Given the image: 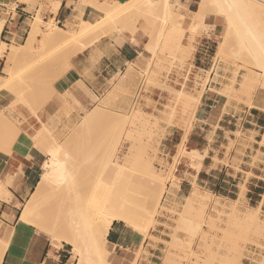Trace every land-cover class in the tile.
Returning a JSON list of instances; mask_svg holds the SVG:
<instances>
[{"label":"rangeland","instance_id":"obj_1","mask_svg":"<svg viewBox=\"0 0 264 264\" xmlns=\"http://www.w3.org/2000/svg\"><path fill=\"white\" fill-rule=\"evenodd\" d=\"M90 1L97 5L99 0H88L81 4H91ZM247 1L250 7L246 9L244 16L248 24L264 31V5L255 0ZM8 2H11L12 7L16 6L14 0L0 3L9 4ZM107 2L111 0H102V5H97V8L103 10L108 6ZM219 2L215 0L196 2L200 12L213 14L215 23L221 24L215 37L216 41L209 49L212 64L208 70L195 68L192 63L194 48L191 44L183 42L186 32L192 36L201 35L194 27L186 26L185 19L191 16L189 11L187 14L183 13V8L186 9L184 5L187 3L175 1L174 7L172 6L174 10L171 9L173 12L170 11L167 15L171 12L173 14L167 16L166 11L164 13L165 2L162 0L156 6L132 10L129 19L130 23H136V26L133 25L135 28L132 25L128 26L129 21L125 23L122 21L84 36L80 43L64 44L60 41H50L45 42L43 49L33 52L27 48L23 50L20 48L22 50V56L18 57L20 60L16 59L18 61L12 63L15 64L13 65L15 69L12 66V70L16 72L12 85L0 86V143L9 141L13 143L15 135L25 126L19 124L22 117L15 116V106L23 103L30 108L32 102L39 96L49 97L55 92L56 79L62 73H68L70 57L81 52L84 44L95 42L102 35L116 37L123 36L125 31L135 33L142 23L149 27L151 42L146 48L151 56L141 57L144 63L136 62L138 65L134 63L128 66L125 73L111 80V85L103 96L92 98L93 106L85 109L95 107L99 109L96 118L85 123L84 116L88 110L82 109V113L79 110L75 119L70 120L59 132L48 130L43 125L42 130L34 138L40 139L42 136L44 141L49 142L50 149L54 147L58 149V156L69 171V184L66 182L67 185L62 186L66 185L65 189L74 186L83 193L86 191L85 195L79 196L81 202L78 199L77 201L80 203L78 204L80 209L87 213L88 220L93 219L96 210L102 204L125 197L134 213L130 226L140 237L141 243L150 238L151 245L152 242H157V239L152 237L149 231L155 230L160 224V218L166 213L169 214L171 223L166 226L172 233L171 241L165 242L167 248L163 264H264V218L260 217L259 208L255 212L249 210L241 212L235 206L227 207L220 200H214L213 196L203 194L194 196L193 192L189 194L190 196H182L183 202L172 204L170 202L173 191L169 186H175L173 179L176 178L178 162H181L182 156L188 152L183 145L178 146L175 154L163 151L161 140L171 132H168L169 128L175 127L181 128L183 133L187 130L185 138L188 137L199 106L194 96L198 95L200 98L203 95L212 80L211 75H214L213 82L224 85L225 90L222 93L228 100L235 99L246 106H251V103L264 104V81L259 80L260 74L256 72L257 67L252 55L241 50L239 36L229 27L227 6ZM42 3H47L46 8L40 5L33 18L29 20V36L36 17L40 15L45 19L51 12L49 0H42ZM3 20L5 24V19ZM69 21L79 22L75 16ZM181 22L182 24H179ZM65 24L57 25L66 29ZM237 26L239 28L241 25ZM42 27L45 28L44 25ZM76 28L79 29L80 26ZM181 28L184 31H181ZM27 39L19 44L25 45ZM220 41L224 42V46L222 54L218 55ZM19 44L7 47L10 49L13 45ZM20 50L18 52L21 53ZM4 55L6 52L0 55V75H4L3 68L7 60ZM158 86L167 90V98L159 108L154 107L155 116L149 120L144 103L154 102L144 94L152 87ZM69 91H66V97H71ZM75 106L80 107L81 104L75 102L72 108ZM128 155L131 157L126 170L122 174H115L114 167L122 163ZM152 168L160 177L152 178ZM176 181L178 183L180 179L177 177ZM30 195L18 204L19 213ZM75 202L76 200L72 203ZM51 203L54 204V209H57L56 212L54 209L51 210V213L56 214H53L54 219L50 218V223L45 224L47 228L49 225L53 227L52 222L58 218L70 217L72 207L70 203L59 200H53ZM65 206L70 209L65 211ZM152 215L156 217L155 221H151ZM30 226L52 242L48 235L39 232L35 226ZM88 243V238H85L80 241V246L86 257L88 255L86 252H89L90 256L87 258L91 262L84 256L78 264L81 262L103 264L100 262V255L88 248L90 247ZM106 249L110 255L109 264H112V249L107 243ZM142 252L143 243L135 258H139ZM133 264H137V261Z\"/></svg>","mask_w":264,"mask_h":264},{"label":"crops","instance_id":"obj_2","mask_svg":"<svg viewBox=\"0 0 264 264\" xmlns=\"http://www.w3.org/2000/svg\"><path fill=\"white\" fill-rule=\"evenodd\" d=\"M41 1L14 0L15 7L11 2L0 3V19H5L0 40L12 45L27 39L29 20L39 9ZM101 1L97 5H102ZM179 1L188 5H184L187 7L183 8V13H191L185 19L186 26L201 32L200 36L186 32L183 42L194 48L192 63L195 68L208 70L212 64L209 49L216 41L221 24L215 23L213 14L200 12L196 7L197 0ZM97 5L61 0L58 14L54 17L61 26L80 13L88 19H99L102 11ZM48 16L51 13L45 19ZM148 30L149 27L142 23L135 33L125 31L123 36L116 37L102 35L97 41L87 43L83 51L70 57V70L56 79L55 92L49 97L39 96L30 108L23 103L15 106V116L26 118L28 123L24 124L13 143H0V181L6 184V188L0 191V244L8 243L1 264H78L79 258H73L71 245L65 242L60 246L53 245L30 224L19 220L18 204L34 190L43 172V163L49 157V142L41 136L36 143L34 137L43 125L55 133L62 130L75 119L79 110L82 113V109L93 106L91 93L98 98L103 96L111 80L125 73L129 63H144L141 55L151 56L146 48L151 42ZM213 77L211 75L212 80L197 103V118L188 137L185 138L187 130L183 133L181 128L175 127L169 128L168 132H171L161 140L163 151L175 154L178 146L183 145L185 149L203 155L202 161L193 160L189 153L182 156L175 174L180 181L177 183L175 178V186H169L173 191L170 202H183L182 196L191 195L196 190L198 194L213 196L214 200H220L227 207L235 206L241 212L259 208L260 217L264 218V104L259 109L242 105L235 99L228 100L222 93L224 85L213 82ZM78 79L85 86L78 85ZM67 90L71 91V97L65 96ZM167 94V90L159 86L144 94L154 102L144 103L148 113L155 114L154 107L163 105ZM74 100L81 106L72 108ZM169 223L170 215L166 213L160 218L159 226L149 231L157 242L149 245L150 238L142 241L143 252L136 259L135 254L142 244L140 237L130 225L115 221L107 236V245L112 249V264H133L135 261L137 264H163L167 248L165 242L171 241L172 232L166 226ZM108 259L110 261V255Z\"/></svg>","mask_w":264,"mask_h":264},{"label":"bare ground","instance_id":"obj_3","mask_svg":"<svg viewBox=\"0 0 264 264\" xmlns=\"http://www.w3.org/2000/svg\"><path fill=\"white\" fill-rule=\"evenodd\" d=\"M2 1H8V0H0V2ZM20 1L26 2L28 0H20ZM79 1L83 3V2H87L88 0H79ZM161 1L160 0H124V1L111 0V2H107L108 6L104 8L103 10H101L102 15L100 16L99 19L98 18L88 19L82 16L83 13H80L79 15L75 16V18L79 20V22L72 23L70 21H67L65 24L66 29H63L57 25L58 22L56 21L54 17L58 14L61 0H49L51 16L48 19H44L40 17V15L36 17L35 22L33 24L32 32L30 33V36L28 37L25 45L23 44L13 45L12 48L9 49L7 47L8 44L0 40V55H3L6 52V55H4V57L7 58L5 62L6 63L5 67L3 68L4 75H0V86L7 87L8 85H12L13 80L15 79V74H16L15 70L14 71L12 70V66L13 65L15 66V64L12 65V63H15L14 61L16 59L20 60V58L18 57L22 56L23 48H27L28 51L30 50L33 52L39 49H43L46 44L45 42H50V41L51 42L60 41L61 43H64V44L80 43L81 39L84 36H87L97 30L107 28L113 23H119L122 21L124 23L129 21L128 26L130 25L136 26V23L135 24L130 23L131 20L129 19V16L132 10L134 8L141 9V8H145L148 6H156ZM163 1L165 2L164 13L166 11L165 14L167 15L170 11L174 10L172 6L174 7L173 4L177 0H163ZM215 1L216 2L220 1L219 3L221 4L223 2V4L227 6L226 10L228 13H226V11L224 13L227 14V19L229 21V27L233 28L235 31V34L239 36V39H240L239 41L241 43V50H243L245 53L247 52V54L249 53L250 55H252L255 61V67H257L256 72L258 73V75L260 74L259 80L264 81V31L259 29L255 25L251 26L248 24V21L246 20V17L244 15H245L246 9H249L250 7L249 1L247 0H215ZM255 1L261 5H264V0H255ZM41 5L42 7L46 8L47 3H42ZM171 13L170 15H167V16H171L173 14ZM179 24H182V22ZM179 24H178V28H179ZM239 24L241 26H239L238 28L237 25ZM42 25H44L45 28H43ZM77 26H80V28L77 29L76 28ZM3 27H4V20L0 19V36H1ZM241 27L243 28L242 30L240 29ZM181 31H184V30L182 29ZM160 37H162V34L160 35ZM87 46L88 45L84 44L82 46L81 51H83ZM223 46H224V42L220 41L218 55L222 54ZM20 48H22V50H20ZM18 50H20L21 53L18 52ZM141 56L143 57V55ZM129 64L131 65L132 63H129ZM135 65H138V64L135 63ZM14 66H13V69H15ZM78 83L80 86H85L81 80H79ZM69 92L71 93V91ZM91 94L94 99L98 98L95 94L93 93ZM194 99L197 100L196 103H198L200 100L199 97H195V96H194ZM74 101L76 103L78 102L79 104V101L77 100H74ZM251 106H255L259 109L262 108V105L258 103H251ZM99 108L101 109V107ZM97 111H99V109L97 110L96 107L94 109H89L84 116L85 118L84 122L85 123L90 122L94 118H96L99 113ZM154 116H155L154 113H149L148 119L151 120L154 118ZM195 117L197 118L196 113H195ZM19 121H20L19 124L21 125H24L27 123L26 118H22ZM19 133L20 132L18 131V133L15 135L16 138L19 135ZM36 139H37L36 140V143H37L39 138H36ZM187 152L190 154L193 160L202 161L203 155L196 153V152H191L189 150H187ZM48 154H49L48 160L47 161L45 160V162L43 163V172L41 173L40 178L34 190L32 191L30 195V198L27 200L26 203H24L23 207L21 208V214H20L19 220L26 224L35 226L39 232L45 233L46 235H48V237L52 240L53 244L55 245L60 246L63 244V242L71 245L73 248V258H79V263L80 261H82L83 257L85 256V254L83 253V249L80 246V241L85 238L86 239L88 238V241H89L88 245H90L91 247V248L90 247L88 248L92 249L91 251L94 250L95 253H98L100 255L101 263L109 264V259H108L109 252L106 249V243L108 241L107 236H108L109 230L115 221H123V222L128 223L129 225L132 224L131 218H132V214L134 213L132 211L130 203L127 201V198L125 197L120 198V199H114L110 203L102 204L96 210V213L93 219L91 221L88 220L87 213L80 209V205L78 206V204H80L79 203L80 198L82 197V195L86 194V191H84L85 193H83V191L75 189L74 186L72 187L70 186V188L65 189L66 187L64 186L67 185L66 182L69 184V171L67 169V166L59 158L58 149L56 147L49 149ZM130 157L131 156L128 155L122 163H118L116 167H114L115 169L113 172L117 175L122 174L126 170L127 166L129 165ZM177 162H178V159H177ZM176 165H175V168L177 167ZM151 170H152L153 179L160 177V174L155 169L152 168ZM113 172L111 170V173ZM62 184H66V185L62 186ZM5 185L2 181H0V191L6 188ZM7 194L9 197L10 193L7 192ZM193 194L194 196L198 195V191L194 190ZM80 195L81 197H79ZM70 199L76 200L77 203L76 202L75 203L77 205L75 203H72L74 200L70 201ZM77 199L79 201H77ZM53 200H59L60 202H67L68 204L70 203V205H72L71 209L70 207L65 206L66 208L65 211H67V209H70V217L58 218L55 222H52L54 223L53 227H50L49 225V227L47 228L45 224L50 221V218L54 219L55 215L53 216V214L56 212L55 209H57V208L54 209V204L51 203ZM68 200L70 202H68ZM63 205L61 206L62 208H63ZM73 205L75 206L74 208H73ZM55 207L57 206L55 205ZM52 209L55 210L54 213H51ZM257 209L258 208L252 207L250 208L249 211L255 212ZM65 211H64V214H65ZM252 218H254V216ZM155 220H156V217L152 215L151 221H155ZM145 236L146 235H144V240H146ZM0 242H2V240ZM7 247H8L7 242L0 244V264H1V261L3 260V254L5 253V250L7 249ZM84 252H86V250ZM87 252L86 254L89 255V252L88 253ZM87 257L85 256V258ZM89 262L88 264H90Z\"/></svg>","mask_w":264,"mask_h":264}]
</instances>
